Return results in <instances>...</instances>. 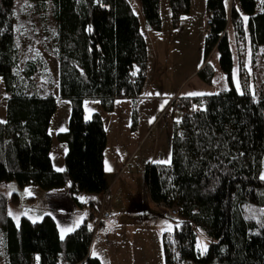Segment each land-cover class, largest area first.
<instances>
[{
  "label": "trees",
  "instance_id": "trees-1",
  "mask_svg": "<svg viewBox=\"0 0 264 264\" xmlns=\"http://www.w3.org/2000/svg\"><path fill=\"white\" fill-rule=\"evenodd\" d=\"M19 1L0 0V81L8 96L6 119L0 118V185L14 182L45 191L68 186L78 205L77 195L92 196L84 205L98 213L96 196L109 190L107 133L99 114L85 119L83 104L97 100L105 112H112L117 100L136 104L148 63L140 19L129 0H30L45 30L54 27L48 34L59 62L60 94L73 104L69 130L58 136L69 146L66 169L58 172L49 132L56 98L37 92L33 83L49 67L43 55L20 66L13 21ZM160 1L139 0L146 25L154 32L163 30ZM169 1L172 24L178 28L190 13L191 0ZM259 10L260 0H233L231 5L207 0V16L214 25L204 41L205 65L196 77L212 85L220 71L228 89L179 96L181 104L196 109L175 125L170 163L145 168L152 201L179 211V224L162 233L165 264H264V221L245 215L248 205L264 209V93L236 88L230 38L232 32L237 46L250 49L255 59L264 46V11ZM214 53L219 70L209 59ZM243 74L240 68L241 80ZM18 201L17 194L12 199L0 196L6 264H102L91 253L94 229L88 219L61 240L52 215L35 223L22 217L17 225L9 203ZM196 227L214 240L204 255L197 247Z\"/></svg>",
  "mask_w": 264,
  "mask_h": 264
},
{
  "label": "rangeland",
  "instance_id": "rangeland-1",
  "mask_svg": "<svg viewBox=\"0 0 264 264\" xmlns=\"http://www.w3.org/2000/svg\"><path fill=\"white\" fill-rule=\"evenodd\" d=\"M203 1L192 0L196 9L200 8ZM232 1L227 0L229 5ZM129 2L141 21L142 32L145 33L148 27L139 0H129ZM34 4L35 2L30 0H21L17 3L13 14L15 43L19 49L21 67L36 56L41 57L43 55L46 58L49 69L41 71L33 83L37 92H50L56 98L57 108L50 123V134L53 139L51 157L55 169L65 171V156L69 147L67 143H62L58 139V135L69 129L73 104L71 101L63 99L60 94L59 62L53 55L54 45L49 37L54 27L51 25L50 31L45 30L46 27L42 25L32 11ZM260 7L262 10L259 11H264L262 0H260ZM160 13L165 25L169 24L171 16L169 0L160 1ZM171 26L173 27V24ZM173 29L176 28L173 27ZM204 35L207 36L206 33ZM230 38L235 62L236 88L240 92L243 89H248L254 95H262L264 93V46L260 47L258 55L253 59L250 49L237 46L232 32H230ZM149 41L151 43V56L156 58L152 41L150 39ZM179 47L180 51L174 52L179 59H177L179 65L177 75L175 71L171 83L167 79L164 80L160 73L157 74L159 75L158 81L163 82V84H156V78L151 79V83L147 84L149 87L143 90L141 99L135 108L137 111L136 124L133 122V115L131 114L127 118L125 112L127 104H130L129 101L120 100L113 114H104L101 103L97 100L87 99L84 101L85 119L90 120L96 112H100L105 119L111 138L109 152L113 151L114 146L121 145L118 141L121 138V130L126 131L124 140L125 159L130 158L129 171L133 173L139 188L137 195L139 199L135 197L136 195L132 198V192L127 188L112 191L107 205L110 203L111 210L115 208L114 212L125 214L120 226H112L113 220H107L101 226H94L97 220L94 219V223L90 222L91 216L89 217L88 209L81 208L76 204L68 187L45 191L37 186L20 188L14 182L0 185V196L12 199V195L17 194L19 197L17 205L9 203L10 216L17 225H19L22 217L38 222L45 215H52L59 222L61 232V229L74 228L75 230L83 223L84 219H88L94 229L91 253L94 257L101 259L102 264H165L161 245L162 232L172 231L179 224L180 218L165 214L161 207L152 203L145 180L146 163L159 158L161 150H164L165 155L171 156L173 121H178L182 115L171 105L172 99L177 96V89L178 92L182 91V95L189 92L217 94L228 89L226 78L220 71H218L212 85L202 83L196 78L197 74L190 76L193 67L204 61V48L201 49L199 45L197 47L190 40L187 41L186 46L180 45ZM209 59L211 64L219 70L218 54H212ZM241 63L242 66L240 67ZM176 67L175 64L174 68ZM240 68L244 70L243 80L239 77ZM160 79L162 80L160 81ZM6 97L4 82L1 80L0 118L2 121L6 119ZM262 175H264V161ZM245 215L255 221H264V209L257 206L248 205L245 209ZM14 217H19L18 222ZM78 221L79 226L76 227ZM195 231L198 250L204 255L214 240L201 228L196 227ZM205 245L207 246L206 252L203 251ZM0 264H6L4 237L1 232Z\"/></svg>",
  "mask_w": 264,
  "mask_h": 264
},
{
  "label": "crops",
  "instance_id": "crops-1",
  "mask_svg": "<svg viewBox=\"0 0 264 264\" xmlns=\"http://www.w3.org/2000/svg\"><path fill=\"white\" fill-rule=\"evenodd\" d=\"M206 3H207V0H204L203 4H201L200 8L196 9L193 5L192 0H191L190 13L181 18V20L179 22V26L176 29H173V27L171 26V24H172V14H171L169 24H167V25H165L164 19L162 18L163 30L161 32H154V31H151L149 28L146 30L145 33L142 32L144 37H145V40L147 42V48H148L147 80H146V83L143 87V90H145V89H147V87H149V86H147V84L151 83V79H154V78H156V80H157L156 84H158V83L163 84V82L160 83L158 81V77H159V75H157L158 73H160V75L164 78V80L167 79L170 83L173 81L172 79L174 76V72L176 71V75H177V69L179 66L178 62H177L178 58L175 56L174 52H176L177 50L180 51L179 50L180 45L182 47H183V45L186 46L187 41L190 40L192 42V44L194 43L197 47L199 45L201 47V49L204 48V41L206 38L204 33H205L206 21L208 19L207 11H206ZM141 30H142V24H141ZM185 36H188L190 38H187ZM149 39L152 41V48L156 54V58L151 56V43H150ZM179 54H181V53H179ZM175 64L177 65L176 68H174ZM204 65H205L204 61L202 63L195 65L191 71L190 76H193V75L195 76ZM161 80L162 79H160V81ZM143 90H142V92H143ZM177 92H178V89L176 91V95L178 97L179 96H181V97L196 96V95H189L190 93H193V92H189L186 95H182V91L181 92L179 91L178 92L179 94ZM141 94H143V93H141ZM140 99H141V95L139 96L136 104L131 99H125L124 100V101L130 102V104H127V106L125 108L127 118H129V116H131V114H132L133 119H134V113L136 112L135 116H136V121H137V111L135 110V108L138 105V102ZM119 101L120 100H117L115 102L114 110L112 112H105V111H103V109H102V112L104 114L115 113V111L118 107ZM193 108L196 109L195 107H193ZM193 108H189V109L193 110ZM94 114H99L101 116L103 124H104V128H105L106 133H107V147H106L105 153H104V168H105V172H106V180L109 184L108 200L110 199L111 193L113 190H120L123 188H127L129 191L132 192L131 193L132 198L134 197V195H136L135 197L137 198V195L139 194V192H138L139 188L137 186L136 181L134 180L133 173L131 171H129V166H130V163H129L130 160L129 159L130 158L128 157L127 159H125L126 151L124 150V140H125V136H126V131L121 130V138L118 139V141L121 143V145L120 146H117V145L114 146L113 151L109 152L110 145H111V138H110V133H109L107 126H106L105 119L100 112H96ZM92 117L90 119H92ZM182 117L183 116L181 115V118ZM181 118L178 121L177 120L173 121V135H174L175 125H176V123L180 122ZM86 120H88V119H86ZM69 122H70V120H69ZM134 123L136 124V122H134ZM49 132H50V128H49ZM66 132H61V133H66ZM62 143H66V142H62ZM52 144H53V139H52ZM51 151H52V147H51ZM67 153H66V155H67ZM51 159H52V157H51ZM161 161H169V162L168 163H161ZM170 161H171V156L165 155L164 150H161L159 158L153 159V162L148 161V163H146V165L149 163L169 164ZM52 163H53V160H52ZM53 167H54V164H53ZM109 167L112 169L111 171L107 170ZM54 169H55V167H54ZM58 172H61V171H58ZM66 187H68V186H66ZM65 188H63V189H65ZM68 190H69V187H68ZM148 191H149V189H148ZM97 196H96V198H97ZM76 198L78 199V202L80 203L78 206H80L81 208H87L88 209L89 217L95 214L93 209L84 205V204L89 202V200L92 198V196L86 195V194H79L76 196ZM72 199H73V197H72ZM137 199H139V198H137ZM150 199H151V197H150ZM151 201H152V199H151ZM152 203H154V202L152 201ZM154 204L156 206L160 207V205H158L156 203H154ZM109 205H110V203H108V206ZM99 207H100V203H99ZM109 208H110V206H109ZM114 210H116V209L113 208V210H111L112 211V217L108 220L109 221L113 220L112 226L116 225V227H117V226H120V224L122 222V217H124L125 214L124 213L118 214L116 211H115L116 212L115 213ZM116 216H118V217L115 218ZM106 221L102 222V225L104 223H106ZM57 223L59 225L58 221H57ZM69 233H71V232H69ZM161 240H162V236H161Z\"/></svg>",
  "mask_w": 264,
  "mask_h": 264
},
{
  "label": "built area",
  "instance_id": "built-area-1",
  "mask_svg": "<svg viewBox=\"0 0 264 264\" xmlns=\"http://www.w3.org/2000/svg\"><path fill=\"white\" fill-rule=\"evenodd\" d=\"M213 25H214L213 21L208 18L206 21V26H205V33L207 36L211 34ZM171 105L174 106L175 110H177L180 114H182V116H189L192 112L191 109L185 107L183 104L180 103L178 96L172 99ZM97 200L100 203L99 212L97 214L92 215L91 218H89L91 223H94L95 221L94 219L97 220L95 221L94 226H98L102 222L112 217V211L107 205L108 191L98 195ZM161 208L164 210L165 214H168L174 217L179 216V211L176 208L168 209L164 206H161Z\"/></svg>",
  "mask_w": 264,
  "mask_h": 264
},
{
  "label": "snow or ice",
  "instance_id": "snow-or-ice-1",
  "mask_svg": "<svg viewBox=\"0 0 264 264\" xmlns=\"http://www.w3.org/2000/svg\"><path fill=\"white\" fill-rule=\"evenodd\" d=\"M262 2H264V0H262ZM244 19L247 20L248 18L245 17ZM89 31H91V29H89ZM133 75H135V73H133ZM237 87H239V84H237ZM189 95H204V94L203 93H190ZM62 131H63V129H62ZM168 162L169 161H161V163H168ZM107 170L111 171L112 169L109 167ZM57 171H63V169H57ZM260 178L262 180H264V175H262ZM29 194H31V193L29 192ZM9 214L11 215V213H9ZM14 218L17 219V222H18L19 217H14ZM33 222L35 223L36 221H33ZM78 226H79V221L76 224V227H78ZM72 231H74V228L61 229V236H60L61 240H63L65 238V234L66 233H69V232H72ZM203 251H205V252L207 251V246L206 245L204 246ZM93 254L95 255V253H93Z\"/></svg>",
  "mask_w": 264,
  "mask_h": 264
}]
</instances>
